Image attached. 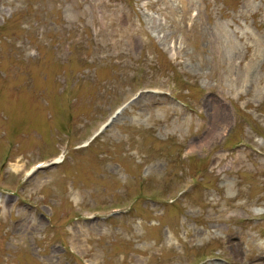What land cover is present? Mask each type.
I'll use <instances>...</instances> for the list:
<instances>
[{"label":"rangeland","instance_id":"rangeland-1","mask_svg":"<svg viewBox=\"0 0 264 264\" xmlns=\"http://www.w3.org/2000/svg\"><path fill=\"white\" fill-rule=\"evenodd\" d=\"M0 264H264V0H0Z\"/></svg>","mask_w":264,"mask_h":264},{"label":"bare ground","instance_id":"bare-ground-1","mask_svg":"<svg viewBox=\"0 0 264 264\" xmlns=\"http://www.w3.org/2000/svg\"><path fill=\"white\" fill-rule=\"evenodd\" d=\"M212 108L214 109V110H216L217 111V109L219 108L218 107V105L214 102V104L212 105ZM61 157V156H60ZM61 159L59 158V157H57L56 159H55V161H60Z\"/></svg>","mask_w":264,"mask_h":264}]
</instances>
